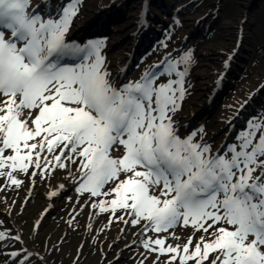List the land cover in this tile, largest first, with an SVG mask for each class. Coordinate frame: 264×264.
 <instances>
[{
  "label": "snow or ice",
  "instance_id": "snow-or-ice-1",
  "mask_svg": "<svg viewBox=\"0 0 264 264\" xmlns=\"http://www.w3.org/2000/svg\"><path fill=\"white\" fill-rule=\"evenodd\" d=\"M83 3L0 0V177L20 187V174L35 183L63 170L85 206L152 233L142 247L153 264H264V113L223 151L204 142L203 127L182 135L174 117L194 52L121 79L107 38L69 39ZM189 227L180 243L176 229ZM9 239L21 240L0 231Z\"/></svg>",
  "mask_w": 264,
  "mask_h": 264
},
{
  "label": "rangeland",
  "instance_id": "rangeland-1",
  "mask_svg": "<svg viewBox=\"0 0 264 264\" xmlns=\"http://www.w3.org/2000/svg\"><path fill=\"white\" fill-rule=\"evenodd\" d=\"M143 1L84 0L73 28L91 20L97 5L105 7L100 12L105 11L104 18L111 17V24L106 29L109 33L104 36L107 46L103 51L110 71L114 75L119 74L121 79L124 78L121 74L123 67H117L119 61L121 66L126 60L132 61L126 76L132 80L133 73L138 79L144 70L167 53L175 55L178 51L192 50L195 63L189 77V94L174 118L182 135L203 127L204 142L210 144L214 152L218 149L223 151L251 117L264 113V88L259 87L264 81V0H153L147 15V11H142ZM168 11L172 12L171 16ZM216 11L219 15L215 20L212 14L205 16ZM204 16V24L199 25L192 35L196 20ZM147 17L151 19V24L138 27L139 19L143 22ZM155 19L168 21L170 27L154 49L147 52L144 51L146 48L141 50L140 54L145 56L143 64H134L140 38L149 29L157 28ZM101 27L106 28L107 25ZM94 28L84 30L90 39ZM137 28H140V34ZM100 29L96 32H101ZM188 36L189 41H186ZM165 43L167 48L163 47ZM231 50H235V54L231 56L230 70L223 77H227L225 85L229 80L235 88H230L228 94L222 96V101H209L211 107L208 105L206 109L211 84L225 69L224 61L228 53H232ZM137 65L140 67L138 71ZM254 90L261 94L257 98L254 97L257 93L253 98L249 97ZM245 101V110L236 111ZM234 113L235 133L227 134V121ZM188 122L191 125H186ZM226 136H229L228 141L223 143ZM66 176L67 173L60 170L53 173L50 179L38 176L33 183L29 177L20 174L18 178L24 181L20 187L0 177V231L21 238L20 241H0V264L17 263L19 258L12 260L8 254L19 251L22 258L27 254L25 250L34 253L26 264H140L142 260L144 264H153L154 256L144 260L146 250L142 247L146 235L151 236L152 233L145 235L138 226L125 225L109 214L85 206L86 198L76 193ZM60 184L65 185V190L58 197H51L50 193L59 190ZM176 233L181 237L179 242L183 243L184 238L192 234V229L177 228Z\"/></svg>",
  "mask_w": 264,
  "mask_h": 264
},
{
  "label": "water",
  "instance_id": "water-1",
  "mask_svg": "<svg viewBox=\"0 0 264 264\" xmlns=\"http://www.w3.org/2000/svg\"><path fill=\"white\" fill-rule=\"evenodd\" d=\"M148 2H150V4H154V2H153V0H147ZM151 10V7H150V9L148 8L146 11H147V14H149V11ZM161 10V9H160ZM153 11V10H152ZM163 11H165L164 9H163ZM161 12H162V10H161ZM166 12V11H165ZM168 14H169V16H171L172 15V12L170 11H168L167 12ZM217 13V11L216 12H211L210 14H207V15H205V16H209V15H211L212 14V18H213V20H215L216 19V17L219 15V13L218 14H216ZM125 16V15H124ZM203 17V18H199V19H197L196 20V22H195V24L193 25V28H192V30H191V33H192V35H194V32L196 31V30H198L197 28L199 27V25L201 26L202 24H204V20H205V18L206 17ZM125 19V18H124ZM124 19L122 20V21H124ZM121 21V22H122ZM155 21V23H158L156 26H157V28H156V30H152V32H153V34L151 35V37H148L149 39L147 40V42H145V47L144 48H146L144 51L145 52H147V51H149V50H152V49H154L155 48V46L157 45V44H159V43H161L162 42V40H163V38H164V36H165V30H167V29H169V24H168V21L167 22H160V19H155L154 20ZM139 25H138V27L139 26H145V27H147V24H151V19H149L148 17H147V19L145 20V22L143 21V22H141V20L139 19ZM140 29V28H139ZM140 32H141V30L139 31L138 30V34H140ZM188 39V40H187ZM138 40V39H137ZM146 39H144V41H145ZM186 41H189V36L185 39ZM143 41V42H144ZM153 41H155L156 42V44L154 45V46H149ZM134 42H135V39L133 40V44H134ZM136 43H138V41L136 42ZM139 43H140V41H139ZM148 47L150 48V49H148ZM143 48V49H144ZM144 55L143 54H138V55H136V57H138V59H140V58H142ZM230 60H232V59H229V57L227 58V60L226 61H228V63H229V67H230V64H231V61ZM126 62H128V60L126 61ZM228 68H225L222 72H221V74L219 75V77H217V80H215L214 81V83L213 84H211V89H210V93L208 94V99H207V102H206V105L209 103V101L210 102H212L214 99H216V101H222V96H224L225 94L227 95L228 94V92H229V90H231L230 88H232V89H234L235 88V86L233 85V84H229V80H227V85H225V81H226V79H227V77L226 76H224L223 77V75H225V73L227 72V71H229L230 69H228ZM264 82V81H263ZM261 83V86L260 87H262V86H264V83ZM224 85L223 87H222V89L220 90V92H218V90L221 88V86H222V84ZM229 84V85H228ZM225 87V88H224ZM262 88H264V87H262ZM264 91V90H263ZM262 91V92H263ZM217 92L219 93V95L217 94ZM223 92H224V94H223ZM215 101V103H217ZM214 102V101H213ZM246 104H244V107L243 108H239V110H238V112L240 111V110H245V108L247 107V106H245Z\"/></svg>",
  "mask_w": 264,
  "mask_h": 264
},
{
  "label": "bare ground",
  "instance_id": "bare-ground-1",
  "mask_svg": "<svg viewBox=\"0 0 264 264\" xmlns=\"http://www.w3.org/2000/svg\"><path fill=\"white\" fill-rule=\"evenodd\" d=\"M100 5H97V7H95L94 9H93V11H92V14H93V17H92V19L91 20H89L88 22H86L83 26H78L77 28L79 29V31L80 32H82V31H88L89 29H91V27L92 26H95V28H94V30L95 31H97L98 29H100V27H101V25H107V27L106 28H104V27H101L102 29H100V31L102 32V34L103 35H106L107 33H109V32H106L107 30V28L109 27V24H111V17H109V16H107V17H103V15H105L104 13H105V11L104 12H100L101 10H103L105 7L102 5V6H100ZM114 10V9H113ZM119 15V14H118ZM113 18V17H112ZM109 22V23H108ZM108 23V24H107ZM90 24V25H89ZM95 31H93V32H95ZM91 33V32H90ZM153 34V32H152V29H149L148 31H146V33L144 34V37H142V38H140V43L138 44V46H137V50H136V54H135V61H136V55H138V54H140L141 53V50L145 47V42H147V40L149 39L148 37H151V35ZM91 36V38L92 39H98V38H100L101 36H97V34H96V32L94 33V34H91L90 35ZM144 39H146L145 41H144ZM84 40V39H83ZM144 41V42H143ZM156 44V42L155 41H153L149 46L151 47V46H154ZM148 49H150L149 47H148ZM138 53V54H137ZM129 54V53H128ZM121 58V57H120ZM122 61V60H121ZM135 61H134V63H135ZM118 66L117 67H123V66H121L122 64L120 63V61L118 62ZM133 66V65H132ZM120 69V68H119ZM126 73V75H123V77H125V76H128L127 75V72H125ZM28 246V245H27Z\"/></svg>",
  "mask_w": 264,
  "mask_h": 264
}]
</instances>
